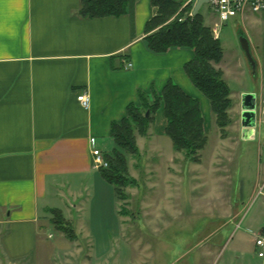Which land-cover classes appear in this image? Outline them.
I'll use <instances>...</instances> for the list:
<instances>
[{
  "label": "crops",
  "instance_id": "1",
  "mask_svg": "<svg viewBox=\"0 0 264 264\" xmlns=\"http://www.w3.org/2000/svg\"><path fill=\"white\" fill-rule=\"evenodd\" d=\"M79 7V0H0V264H39V255L52 264L69 246L62 239L51 244L54 236L46 231L49 210L66 216L69 207L78 212L84 205L77 182L86 181L92 207L113 200L118 205L114 188L93 168L89 140L104 154L111 152V124L126 117L128 105L140 106L139 91L160 93L171 81L199 101L205 135L213 120L209 101L183 69L193 51L156 55L146 48L145 25L156 14L151 0H136L132 14L127 10L117 18L84 19ZM126 63L132 66L125 69ZM258 64L264 68V59ZM262 75L256 125L264 121ZM82 93L89 95L88 109L77 100ZM165 127L161 106L148 136L151 130L165 136ZM257 134L255 129L254 140ZM254 140H243L240 130L241 143ZM157 144L151 143L153 150ZM252 197L226 226L236 225L230 250L240 256L224 264H264L254 247L264 228V196L253 204ZM76 232L91 241L83 228ZM72 244L78 250V241ZM217 247L200 246L204 255Z\"/></svg>",
  "mask_w": 264,
  "mask_h": 264
},
{
  "label": "rangeland",
  "instance_id": "2",
  "mask_svg": "<svg viewBox=\"0 0 264 264\" xmlns=\"http://www.w3.org/2000/svg\"><path fill=\"white\" fill-rule=\"evenodd\" d=\"M189 14H200L205 27L213 28L218 22L208 0H194L184 17ZM218 33L223 58L215 68L225 72L223 79L231 91L229 125L221 132L212 116L206 146L198 153L199 162L189 164L183 162L182 153L179 156L173 151L168 137L152 135V130L150 136L148 132L145 137L137 135L138 156H127L128 175L137 184L122 190L128 199L118 200V205L113 200L108 207L105 203L92 207L88 200L93 193L84 191L86 181L77 182L82 208L77 212L71 206L72 212L66 216L58 210L59 216L51 214L57 228L52 222L47 224L46 232L54 236L51 244L62 239L69 245L55 255L52 264H224L240 256L230 250L236 225L226 226L234 222L239 210L250 206V196L254 198L252 204L264 196V121L255 126L258 134L253 142H240L242 96L255 92L259 100L264 14L232 18ZM239 35L249 42L254 70L240 46ZM153 142L161 145L162 152L158 147L153 150ZM76 227L90 233L91 241L84 234L79 238ZM77 241L78 250L72 244ZM204 243L218 247L212 255H204L200 248ZM46 261L39 255V264H50Z\"/></svg>",
  "mask_w": 264,
  "mask_h": 264
},
{
  "label": "trees",
  "instance_id": "3",
  "mask_svg": "<svg viewBox=\"0 0 264 264\" xmlns=\"http://www.w3.org/2000/svg\"><path fill=\"white\" fill-rule=\"evenodd\" d=\"M135 2L79 0V15L84 19L117 18L127 10L132 14ZM151 4L156 8V14L145 25L146 48L156 55L174 49L193 51L194 56L184 65V72L195 89L209 101L215 125L223 132L230 122L227 111L232 103L229 98L231 91L223 79V73L215 68L223 58L219 40L213 39L211 29L203 25L200 15L196 14L191 19L184 17L190 5L182 8V3L177 0H151ZM138 100L139 107L128 105L126 117L111 124L113 148L110 154H104L108 166L98 170L101 178L114 188L117 201L128 199L122 190L137 184L128 175L127 156H138L136 136L147 135L154 115L161 106L166 120L165 136L170 139L174 152L182 153L186 161L198 163V153L207 143L199 101L185 94L173 82L168 81L160 93L151 90L147 95L139 91ZM49 212L54 216L60 215L55 209ZM69 238L73 239L71 236Z\"/></svg>",
  "mask_w": 264,
  "mask_h": 264
},
{
  "label": "built area",
  "instance_id": "4",
  "mask_svg": "<svg viewBox=\"0 0 264 264\" xmlns=\"http://www.w3.org/2000/svg\"><path fill=\"white\" fill-rule=\"evenodd\" d=\"M182 3V8L193 3L194 0H177ZM209 9L216 15L218 22L214 24L211 29L212 37L215 40L219 39L218 30L226 22L237 16H244L246 13L250 14H264V0H208ZM193 15H188L187 18L191 19ZM181 21V20H179ZM131 63L125 64V69H129ZM81 107L88 109L90 106V98L87 93H82L77 98ZM91 147L92 165L96 170L106 169L107 163L104 159V153L96 148L95 139L89 140ZM254 247L256 254L259 258H264V228L258 233L254 239Z\"/></svg>",
  "mask_w": 264,
  "mask_h": 264
},
{
  "label": "water",
  "instance_id": "5",
  "mask_svg": "<svg viewBox=\"0 0 264 264\" xmlns=\"http://www.w3.org/2000/svg\"><path fill=\"white\" fill-rule=\"evenodd\" d=\"M240 46L248 60L249 65L254 70L255 62L251 57L250 45L245 36L239 35ZM241 138L243 140H254L256 126V99L254 94H245L241 99ZM148 117V112L146 113Z\"/></svg>",
  "mask_w": 264,
  "mask_h": 264
}]
</instances>
